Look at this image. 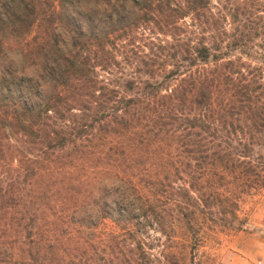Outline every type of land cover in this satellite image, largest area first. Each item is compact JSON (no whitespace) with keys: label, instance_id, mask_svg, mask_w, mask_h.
Returning <instances> with one entry per match:
<instances>
[{"label":"trees","instance_id":"obj_1","mask_svg":"<svg viewBox=\"0 0 264 264\" xmlns=\"http://www.w3.org/2000/svg\"><path fill=\"white\" fill-rule=\"evenodd\" d=\"M263 188L264 0H0V264H201Z\"/></svg>","mask_w":264,"mask_h":264},{"label":"rangeland","instance_id":"obj_2","mask_svg":"<svg viewBox=\"0 0 264 264\" xmlns=\"http://www.w3.org/2000/svg\"><path fill=\"white\" fill-rule=\"evenodd\" d=\"M240 215L247 217L242 230L203 238L196 250L201 264H264V188L242 197ZM156 251L150 250L152 254Z\"/></svg>","mask_w":264,"mask_h":264},{"label":"clouds","instance_id":"obj_3","mask_svg":"<svg viewBox=\"0 0 264 264\" xmlns=\"http://www.w3.org/2000/svg\"><path fill=\"white\" fill-rule=\"evenodd\" d=\"M8 59H9V61L16 62L17 54H9Z\"/></svg>","mask_w":264,"mask_h":264}]
</instances>
